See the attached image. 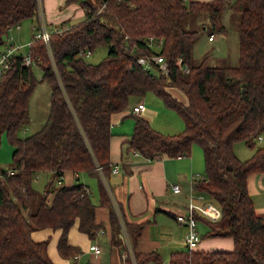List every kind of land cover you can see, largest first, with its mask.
Instances as JSON below:
<instances>
[{
  "label": "trees",
  "instance_id": "1",
  "mask_svg": "<svg viewBox=\"0 0 264 264\" xmlns=\"http://www.w3.org/2000/svg\"><path fill=\"white\" fill-rule=\"evenodd\" d=\"M77 1L85 18L72 25L61 22L63 30L51 34L56 66L44 40L34 37L29 51L40 56L35 64L42 77L36 76L34 64H23L22 52H15L0 78V143L7 133L14 146L12 164L0 171V264H58L49 256L48 241L32 235L46 227L61 229L60 252L76 256L80 248L68 243V232L78 221L79 230L92 236L102 226L96 219L98 205L110 209L114 242L121 224L105 181H100L97 204L85 184L68 186L63 176L67 170L97 176L102 171L109 179L112 115L149 91L176 110L185 128L164 133L134 114L127 148L154 158L190 155L199 143L205 175L198 174L195 189L222 209L219 219L205 220L210 230L204 236H232L235 242L232 250H174L169 264H264V214L256 212L248 188L249 175L264 172V144L256 143L264 132V0H100V5L106 2L100 12L90 0L66 2ZM226 10L240 13L238 62L211 65L207 55L195 63L200 30L185 27L183 19L205 12L222 30L220 16ZM38 13L39 0H0V45L6 44L10 28ZM102 45L108 53L91 61ZM153 54L165 57L168 73L151 60ZM141 56L150 67L139 62ZM46 81L51 85L48 116L38 130L21 137L18 130L30 118V99L37 84ZM242 140L254 148L247 159L235 151ZM46 172L52 176L41 191L34 183ZM126 228L138 264L161 260L156 251L136 250L140 223L126 222ZM126 262L133 264L129 257Z\"/></svg>",
  "mask_w": 264,
  "mask_h": 264
},
{
  "label": "crops",
  "instance_id": "2",
  "mask_svg": "<svg viewBox=\"0 0 264 264\" xmlns=\"http://www.w3.org/2000/svg\"><path fill=\"white\" fill-rule=\"evenodd\" d=\"M66 1L42 0L43 8L38 13V20L44 16L48 24L53 23L52 25L55 26L59 25L61 21L65 22L82 14L83 11L79 8L75 9V6L77 7L76 3L68 4ZM227 11L229 10L224 13ZM223 14L220 19L222 22L224 19ZM206 20L211 22L210 16H206ZM21 23L17 26L18 30L22 27ZM220 33L224 35L228 33V27L224 22ZM215 39L216 35L213 34L212 39L209 35V41ZM170 90L179 97H183L178 90L174 88H170ZM136 98L139 99L136 103L138 104L140 101H144L145 96L133 97L126 109L112 115L111 166L112 169L117 166V171H112L109 179L105 180L101 172L98 177L87 171L73 173L67 170L63 176V182L68 186L82 182L89 188L90 194L98 204L100 201V181H105L115 210L118 206L125 225L126 222L142 225V233L136 243V250L143 252L156 251L161 256L160 261L151 260L145 264H169L172 251L189 249L186 242L188 226L179 222L177 216L188 212L191 194H193V189L194 192L196 190L194 181L201 177L196 172L201 162L200 155L196 150L193 153L191 152L190 155L169 156L162 154L159 157L151 158L137 150L127 148L134 129V114H139L150 122H154L155 118L152 113L160 112L157 108L147 107L146 101H144L145 108L141 112H133L134 105L132 106L131 103ZM160 108H163V106ZM155 128L161 129L160 131L164 133H170L171 131V126L167 124L159 127L160 129ZM258 141H264L263 132L256 143L257 145L264 144L263 142L258 143ZM250 148L254 152V148ZM175 183L181 185L180 191L173 190L172 186ZM248 188L254 199L256 212L264 214V172L250 174ZM206 199L215 201L208 195H206ZM197 202L201 203L202 200L197 199ZM96 219L97 222H102V226L92 236L79 230L78 221L70 228L68 243L80 248L76 256H65L60 252L58 242L62 232L59 228L36 229L32 235L37 241L45 239L48 241L49 256L53 262L58 264H126L127 257L133 263L121 222V229L116 232L114 242L112 241L109 207L98 205L96 207ZM206 219L205 217H197V227L200 226L201 239L194 249L204 251L234 249L235 242L232 236H204L210 230L209 224L205 221ZM93 244L100 246L101 251L99 253L92 249ZM133 256L136 258L134 249Z\"/></svg>",
  "mask_w": 264,
  "mask_h": 264
},
{
  "label": "rangeland",
  "instance_id": "3",
  "mask_svg": "<svg viewBox=\"0 0 264 264\" xmlns=\"http://www.w3.org/2000/svg\"><path fill=\"white\" fill-rule=\"evenodd\" d=\"M97 7L100 5V0H90ZM76 3L77 7L82 12L81 15L76 16L73 19L66 20L68 25L77 23L85 18V11L82 7L81 1L73 2ZM206 16H209L207 13L203 12L200 15L197 13H192L187 15L183 19V25L189 29H199V36L195 41L193 47V61L199 63L203 60L205 56H209V64L211 65H225V64H234L239 60V25H240V13L236 11L229 10L223 14V22L228 27V33L224 35L220 33L221 29L209 20H206ZM222 15L220 16V19ZM62 22V21H61ZM59 22V24L61 23ZM222 24L223 22L220 21ZM39 20L38 17L27 18L21 23V29H17V26L8 32V36H5L6 44L0 45V51L4 50L9 44L15 43L16 46H19L16 49V52H22L25 54L29 50L30 42L33 40L37 30L34 26H38ZM53 23H51L52 25ZM209 25L210 31L214 30L216 39L214 41H209V30L205 29L204 26ZM219 35V36H218ZM218 36V37H217ZM13 37V39H11ZM8 41V42H7ZM108 53V46L102 45L99 46L94 52L89 56V59L93 62L100 61ZM33 70L38 78L42 77V69L38 65L34 64ZM50 95H51V85L46 82H39L36 86V89L30 99L29 105V115L30 118L25 126L21 127L18 130V135L25 137L36 130H38L41 125L46 120L49 109H50ZM136 98L131 105H135L138 102ZM147 107L157 108L160 112L152 113L155 118L154 122H151L154 127H163L167 124L171 126L170 133H179L184 130L185 124L182 120V117L176 112L175 109L169 107L165 104L161 97L156 95L153 91L147 92L145 99ZM131 106V107H132ZM163 106V108H160ZM165 108V109H164ZM133 119L132 116H130ZM160 129V128H159ZM161 130V129H160ZM264 133V132H263ZM264 141H258V143ZM13 143L8 138V134L4 133L1 138L0 143V171L3 168H8L12 162L13 154ZM198 150L200 155V166L197 169V173H200L202 176L205 175V157L202 146L199 143H194L192 145V153ZM235 151L241 159H247L252 155L253 150L245 143L244 140L238 141L235 145ZM199 174V175H200ZM52 174L50 172L43 173L38 180L35 181V186L43 191L46 183L51 178ZM209 197V196H208ZM200 230V226H198ZM201 232V231H199Z\"/></svg>",
  "mask_w": 264,
  "mask_h": 264
},
{
  "label": "built area",
  "instance_id": "4",
  "mask_svg": "<svg viewBox=\"0 0 264 264\" xmlns=\"http://www.w3.org/2000/svg\"><path fill=\"white\" fill-rule=\"evenodd\" d=\"M106 6V2H104L103 4L100 5V7L98 8L97 12H100L103 10V8ZM42 0H39V11H42ZM67 25V24H65ZM34 28L37 30V32L35 33L34 37L35 38H42L46 44L47 50L49 52V55L51 57V60L53 62V64L56 66L55 63V58H54V54H53V50H52V46H51V34L53 31H61L63 30V28L61 29L59 27V25H49L44 16H42L39 20V24L38 26H34ZM155 36L151 35L150 39L154 40ZM213 38V35L210 36V39ZM11 39H13V37H11ZM158 39L159 43H163V38H156ZM152 43V42H151ZM19 46H16L15 43H12L11 45L9 44V46H7L4 50L0 51V78L3 75V73L6 71V69H8L9 64H10V59L11 56L16 52V49H18ZM92 53V51H88L86 53V55H90ZM24 57V61L23 64L26 66H29L31 64H35L38 62V60H40V56L37 57H33V55L31 54V52L28 50L25 54H23ZM151 60L154 61L155 63H157L159 65V68L162 69L165 73H168V64L167 61L165 59V57L161 54H153L151 56ZM139 62L142 64H145L146 67H150V65L148 64V58L141 56L139 58ZM180 64V61L178 62ZM182 69L184 71H188V68L186 66H183ZM145 108V103L143 101L139 102L138 104L134 105L132 108V111L135 113H139L141 112L143 109ZM99 170L101 171V166L98 165ZM117 166H115L112 171L116 172L117 171ZM101 174L103 176V178L106 180L107 178L103 175L102 171ZM106 183V182H105ZM107 185V183H106ZM174 191H180L181 190V185L179 183H175L172 186ZM198 200H202L201 203L197 202ZM114 204L116 206V202L114 201ZM116 210L119 214V219L120 222L122 223V227L123 230L125 231V237L126 240L128 242L129 245V253L132 256V262L133 264H138L136 261V258L133 256V248L130 242V238L128 236V232L126 229V225L125 222L122 218V215L119 212L118 206H116ZM222 215V209L221 206L216 202V201H212L210 199H206V195L203 192L200 191H196L194 192L193 189V194H191V199L189 202V208H188V212L187 213H183V214H179L177 216V219L179 222H182L184 224H186L188 226V232L186 234V242L189 246V249H194L199 240L201 239V234L198 230L197 227V216L200 217H205L207 219H211V220H217L221 217ZM92 248L94 249V251L96 253H99L101 251V248L99 245L94 244L92 246Z\"/></svg>",
  "mask_w": 264,
  "mask_h": 264
}]
</instances>
